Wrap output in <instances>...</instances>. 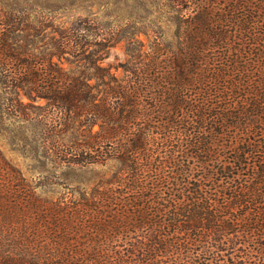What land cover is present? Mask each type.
Listing matches in <instances>:
<instances>
[{"label":"trees","instance_id":"trees-1","mask_svg":"<svg viewBox=\"0 0 264 264\" xmlns=\"http://www.w3.org/2000/svg\"><path fill=\"white\" fill-rule=\"evenodd\" d=\"M174 1L177 47L129 46L122 75L89 17L39 53L0 31L10 115L45 110L68 166L113 164L52 200L0 150V264H264V0Z\"/></svg>","mask_w":264,"mask_h":264},{"label":"rangeland","instance_id":"rangeland-1","mask_svg":"<svg viewBox=\"0 0 264 264\" xmlns=\"http://www.w3.org/2000/svg\"><path fill=\"white\" fill-rule=\"evenodd\" d=\"M178 10L174 0H0V31L6 30L12 20L21 21L22 30L30 29L29 33H34L28 40L37 44L35 52L39 53L43 44L51 49L57 28H67L73 21L89 17L93 26L99 28L98 33L107 36L114 33L118 38L109 58L99 61V65H111L112 72L122 75L129 46H142L143 51H150L158 42L177 47L179 37L174 18L179 15ZM188 12L187 3L183 14ZM63 66L70 68L65 62ZM2 77L0 73V150L4 157L26 179L38 184V192L48 199L58 200L72 194L76 197L80 190L91 191L102 175L109 174L113 164L81 168L66 165L54 153L46 154L41 144L45 110L30 107L28 118L11 116L7 111L11 92L3 85ZM23 101L29 102L27 98ZM52 149L55 152L64 148Z\"/></svg>","mask_w":264,"mask_h":264}]
</instances>
